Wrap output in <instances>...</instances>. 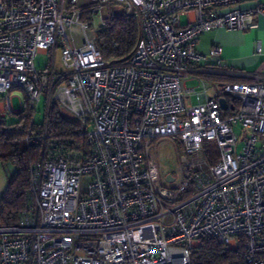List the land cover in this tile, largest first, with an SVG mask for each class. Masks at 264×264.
<instances>
[{"label": "built area", "instance_id": "obj_1", "mask_svg": "<svg viewBox=\"0 0 264 264\" xmlns=\"http://www.w3.org/2000/svg\"><path fill=\"white\" fill-rule=\"evenodd\" d=\"M241 1L0 0L5 111L15 90L34 110L44 97L39 137L57 106L88 144L43 148L17 222L0 226V264H190L205 238L228 250L243 241L246 263L264 264V82L211 83L196 106L183 91L189 65L222 66L218 45L196 50L199 36L258 27L264 3L245 11ZM88 3L136 19L129 56L103 59L93 24L80 21ZM56 50L61 68H35L39 53ZM255 51L264 55L259 43ZM163 145L174 159L167 172Z\"/></svg>", "mask_w": 264, "mask_h": 264}, {"label": "trees", "instance_id": "obj_2", "mask_svg": "<svg viewBox=\"0 0 264 264\" xmlns=\"http://www.w3.org/2000/svg\"><path fill=\"white\" fill-rule=\"evenodd\" d=\"M97 14H100L102 25L95 28L93 43L103 59L122 60L129 56L139 36L136 19L125 16L119 6L99 10L88 3L82 7L80 21L91 26ZM13 115V121H10L11 115L8 118L0 116V163L15 167L0 198V226H12L17 222L25 204L31 166L41 159L43 148L73 149L77 146L85 149L88 146L86 129L57 109L50 114L49 134L45 138L39 137L43 124L34 122V109L29 107L26 98L21 110ZM245 257L243 241L237 250H228L216 240L205 238L191 253L190 264H247Z\"/></svg>", "mask_w": 264, "mask_h": 264}, {"label": "crops", "instance_id": "obj_3", "mask_svg": "<svg viewBox=\"0 0 264 264\" xmlns=\"http://www.w3.org/2000/svg\"><path fill=\"white\" fill-rule=\"evenodd\" d=\"M261 3H264V0H242L239 8L251 11L256 8L257 4ZM256 23L258 25L256 29L247 31L218 29L199 36L196 50L206 55L212 45H218L221 48L220 60L222 66L219 67L214 62L206 61L188 66L187 77L183 81V91L187 105L188 96H195V104L191 103L189 106H196L206 99H210L212 91L208 90L207 87L205 88V86H209L211 83H230L228 80H231L232 83L264 82V55H259L255 51L256 45L259 43L262 52H264V17L257 16ZM195 79L201 80L204 90L197 92V88L186 89L185 83ZM189 100L191 99L189 98ZM5 110V105L0 100V116L8 118L10 115L15 114L12 108L11 114H8ZM18 112L16 111V113Z\"/></svg>", "mask_w": 264, "mask_h": 264}, {"label": "rangeland", "instance_id": "obj_4", "mask_svg": "<svg viewBox=\"0 0 264 264\" xmlns=\"http://www.w3.org/2000/svg\"><path fill=\"white\" fill-rule=\"evenodd\" d=\"M116 11V10H115ZM104 13V11L102 10ZM180 24L183 26L186 24V18L181 17L180 18ZM102 25L100 14H97L93 19V26L94 28H99ZM52 56V52L50 53H39L34 61L35 68L37 70H45L51 67V62L53 61L54 68L59 69L61 68L60 60L58 57V51L56 50L54 53V58ZM186 89L190 88H197V92H200L204 90L206 87L208 88V85L205 86V88L202 86L201 80L195 79L194 81L186 82L185 83ZM11 108L16 113V111H20L21 107L24 104L25 96L20 90H15L11 93ZM44 98V97H43ZM41 99L40 103L36 105V109L34 110V122L39 124H44V116H45V103L44 99ZM189 98L191 100H189ZM188 106L191 105V103L195 104V96L187 97ZM29 104V103H28ZM30 105V104H29ZM30 107V106H29ZM31 108V107H30ZM54 109H57L62 114H65L66 116H69L70 118L74 119L70 114L67 112L60 110L57 106L54 107ZM52 112V111H51ZM50 112V114H51ZM14 120V115L10 116V121ZM160 164L162 167L163 172H167L171 170L174 166V159L173 154L171 152V148L168 145H163L160 150L159 154ZM15 172V167L9 163H0V198L4 194L8 181L12 177V175ZM86 186V181L84 182L83 188Z\"/></svg>", "mask_w": 264, "mask_h": 264}, {"label": "water", "instance_id": "obj_5", "mask_svg": "<svg viewBox=\"0 0 264 264\" xmlns=\"http://www.w3.org/2000/svg\"><path fill=\"white\" fill-rule=\"evenodd\" d=\"M219 104H220V107L222 110H225L226 109V103H225V100L223 98L219 99L218 100ZM168 181H172L171 178L168 177L167 179Z\"/></svg>", "mask_w": 264, "mask_h": 264}]
</instances>
